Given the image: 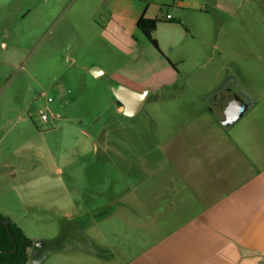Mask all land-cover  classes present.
<instances>
[{"label": "crops", "instance_id": "0c3cea01", "mask_svg": "<svg viewBox=\"0 0 264 264\" xmlns=\"http://www.w3.org/2000/svg\"><path fill=\"white\" fill-rule=\"evenodd\" d=\"M140 18L157 21L155 44L137 29ZM46 41L65 45L67 56L45 59L70 66L75 45L89 48L94 58L81 68L104 80L131 123L95 138L110 139L101 152L113 171H125L122 197L78 215L80 245L38 264L54 255L70 258L56 264H264V0H0V75L16 76L31 46ZM13 79L0 82L3 200L54 185L23 181L27 138L39 134L36 97ZM117 88L145 94L137 114H123ZM223 95L247 104L229 127L210 111ZM183 97L193 99L186 105ZM185 105L196 109L174 124L167 114ZM114 217L125 227L107 242L97 226Z\"/></svg>", "mask_w": 264, "mask_h": 264}, {"label": "rangeland", "instance_id": "374dc122", "mask_svg": "<svg viewBox=\"0 0 264 264\" xmlns=\"http://www.w3.org/2000/svg\"><path fill=\"white\" fill-rule=\"evenodd\" d=\"M89 51V48L84 50L82 45H75L77 61L70 66L63 62L67 56L65 45H51L46 41L37 47L31 46L20 62L16 76L15 71L0 75L2 84L5 78H14L15 86L30 87L27 95L36 97L31 112H34L33 128L39 134L27 138L31 150L23 152L22 165L26 172L25 175L23 171V181L30 177L29 181L54 184L50 191L41 186L27 191L21 199H0V212L4 218L21 225L31 238L52 240L62 234L60 240L46 244L45 250L54 247L71 249L80 245L82 240H78L76 217L95 215V210L108 206L124 193L125 171L110 168V158L101 152L104 147H109L110 139L99 138L105 133L113 134L121 124L129 125L131 121L116 112L112 93L104 80L92 78L81 68L94 58ZM51 52L64 57L62 63L46 60ZM41 93L45 96L40 97ZM47 97L52 102L47 103ZM189 99L193 98H180L186 105ZM186 105L172 109L167 117L175 124L196 109ZM40 110L47 115L46 123L38 118ZM97 135L100 136L95 139ZM138 176L137 181L140 180ZM124 223L114 217L98 224L97 228L110 242L113 241L110 234L124 229ZM95 232L94 228L88 231L91 238H98ZM116 238L117 241L124 239ZM133 239L135 244H142L141 237L134 235ZM79 255H75V259H82ZM63 259L70 258L54 255L47 264H56Z\"/></svg>", "mask_w": 264, "mask_h": 264}, {"label": "trees", "instance_id": "16d2710c", "mask_svg": "<svg viewBox=\"0 0 264 264\" xmlns=\"http://www.w3.org/2000/svg\"><path fill=\"white\" fill-rule=\"evenodd\" d=\"M156 20H147L140 18L136 24V27L142 34L152 43L155 44L151 39V33L156 25ZM0 220H7L0 215ZM9 221V220H8ZM7 230L6 226L0 223V264H25L29 257L35 263H40L48 253L56 252L61 250L60 248H51L50 250H45L44 248L34 247V242L25 236L21 228L16 224L9 221ZM62 237V234L58 235L57 238L50 241H45L46 244L53 243ZM14 239L17 246V250L14 253L10 251L13 250L14 245L11 241ZM32 250V254H29L28 250Z\"/></svg>", "mask_w": 264, "mask_h": 264}, {"label": "water", "instance_id": "95a60500", "mask_svg": "<svg viewBox=\"0 0 264 264\" xmlns=\"http://www.w3.org/2000/svg\"><path fill=\"white\" fill-rule=\"evenodd\" d=\"M92 70V74L94 75V71ZM115 98L122 104V112L126 116H132L137 114L144 102L145 94L144 93H135L125 88H117L113 91ZM214 101L210 102L211 108L210 111L213 116L217 119V121L224 127H229L237 121L239 116L245 111L247 104L242 103H234L231 95H223L219 98L213 99ZM4 226L8 229V220H0ZM11 241L14 245V248L11 253H14L17 250V246L13 238ZM45 243L38 241L34 243V247H44Z\"/></svg>", "mask_w": 264, "mask_h": 264}, {"label": "built area", "instance_id": "2783aa9c", "mask_svg": "<svg viewBox=\"0 0 264 264\" xmlns=\"http://www.w3.org/2000/svg\"><path fill=\"white\" fill-rule=\"evenodd\" d=\"M167 18H169V16H167ZM47 101L50 102L51 101V98H47ZM39 115H40V118L42 121H46L47 120V115L45 114L44 111H40L39 112Z\"/></svg>", "mask_w": 264, "mask_h": 264}]
</instances>
